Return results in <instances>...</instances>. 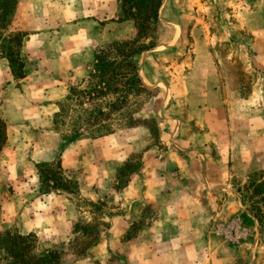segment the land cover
I'll list each match as a JSON object with an SVG mask.
<instances>
[{
	"label": "rangeland",
	"instance_id": "374dc122",
	"mask_svg": "<svg viewBox=\"0 0 264 264\" xmlns=\"http://www.w3.org/2000/svg\"><path fill=\"white\" fill-rule=\"evenodd\" d=\"M18 2L3 0L0 5V64H5L4 70L11 68V79L7 82L9 74L6 75L5 86H0V233H33L38 253L61 252L63 264H97L100 255L94 249L109 239L114 228H120V238L126 240L143 227V209L149 207L143 205L138 191L143 188L146 162L157 159L165 163L169 152L177 149L175 144L182 146L181 141H185L189 111L187 106L173 105L172 86L179 84L173 81L175 70H182L179 82L184 83L187 73L203 57L207 37L214 40L210 49L216 51L220 68H239L248 88L257 77L264 78L262 54L253 43L256 32L262 29L264 33V0H163L159 22L146 35L139 34L133 20L124 18L118 0L113 22H101L105 33H100L98 40L93 38L97 40L93 52L113 42L145 46L147 49L137 56V61L147 89L130 97L129 105L115 114L110 123L115 132L97 137H76L69 117L61 121L56 118L59 103L70 88L90 74L94 57L85 74L67 75L66 81L61 75L36 74L43 67L61 71L63 59L59 56L63 49L72 54L70 57L81 55L82 44L76 42L79 33L52 27V33L59 38L52 37L54 57L49 63H44V58L23 55L20 39L29 33L13 25ZM56 13L54 18L67 14L61 10ZM72 13L79 14L77 10ZM68 36L74 43L62 40ZM39 50L41 55L48 53L43 47ZM220 54L230 55L229 62H223ZM20 60L25 65L22 72ZM204 62L207 64L205 59ZM29 70L32 76H28ZM25 77L32 78V82L23 88ZM51 83L46 90H51L52 99L46 101L37 88L47 84L50 87ZM9 88L15 92H3ZM53 103L54 107L48 106ZM39 109L44 111L43 119L37 118ZM46 163L61 164L65 176L74 182L71 190H44L39 167ZM262 173L264 170L250 174L243 183L235 182L244 211L225 230L230 240L251 252L253 261L238 259L236 264H264ZM136 182L140 187L134 188ZM230 226L238 232L231 233ZM4 256L5 250L0 249V264H10Z\"/></svg>",
	"mask_w": 264,
	"mask_h": 264
},
{
	"label": "crops",
	"instance_id": "0c3cea01",
	"mask_svg": "<svg viewBox=\"0 0 264 264\" xmlns=\"http://www.w3.org/2000/svg\"><path fill=\"white\" fill-rule=\"evenodd\" d=\"M117 2L19 0L13 25L29 33L21 47L23 55L44 58V63H49L54 57L51 49L56 35L52 33V27H66L69 32L79 33L76 42L82 44L81 55L70 57L72 54L63 49L59 56L63 59L61 71H47L43 67L36 74L61 75L64 81L67 75L85 74L87 64L94 57L93 43L106 30L101 22H113ZM56 10L67 14L61 13L54 18ZM76 10L79 14L72 13ZM261 30L254 34L253 43L261 51L260 61L264 67V33ZM62 40L74 43L69 36ZM212 41L211 38L204 39L207 46L201 54L203 57H199L187 73L184 83L179 82L181 69L175 70L177 74L173 73V81L179 83L172 86L173 105L188 107L189 129L183 136L185 141H181L183 145L175 144L177 149L169 152L168 162L156 159L145 164L143 188L138 191L143 205L149 207L143 209V227L126 240L120 238L122 230L114 228L109 239L94 249L99 251L100 264H236L238 259L252 261L251 252L230 240L225 229L244 211L235 182L243 183L250 174L264 170V78L257 77L248 88L239 68L217 65L216 51L210 49ZM230 41L239 43L238 39ZM41 47L47 49V55H41ZM218 57L226 62L230 55ZM204 59L207 64L203 63ZM4 65L0 64V86L3 87L6 80L11 79V68L4 70ZM32 72L27 71L28 76ZM31 82L32 78L25 77L22 87ZM48 86L37 88L46 101L52 99L49 96L51 90H46L52 83ZM3 92L15 91L9 88ZM45 105L42 108L46 109ZM43 114L44 111L39 109L37 118L43 119ZM181 134L179 137L183 138ZM138 187L136 182L134 188Z\"/></svg>",
	"mask_w": 264,
	"mask_h": 264
},
{
	"label": "trees",
	"instance_id": "16d2710c",
	"mask_svg": "<svg viewBox=\"0 0 264 264\" xmlns=\"http://www.w3.org/2000/svg\"><path fill=\"white\" fill-rule=\"evenodd\" d=\"M120 3L124 18L133 20L141 35L148 34L159 22L163 0H120ZM24 37L19 38L20 47ZM146 49L145 46L133 47L128 42H113L98 48L88 77L73 85L67 97L59 103L57 121L69 117L76 129V137H97L115 132L116 128L110 124L115 114L129 105L130 97L139 96L147 89L137 61V56ZM19 67L21 72L24 71L22 61ZM13 72H16L15 68ZM132 120L137 122L135 118ZM39 171L46 191L71 190L74 185L63 173L60 163L41 164ZM0 249L5 250L4 259L8 257L10 264H63L61 252L38 253L37 237L33 233L1 232Z\"/></svg>",
	"mask_w": 264,
	"mask_h": 264
},
{
	"label": "built area",
	"instance_id": "2783aa9c",
	"mask_svg": "<svg viewBox=\"0 0 264 264\" xmlns=\"http://www.w3.org/2000/svg\"><path fill=\"white\" fill-rule=\"evenodd\" d=\"M229 228H231V233H232V231H237L238 232V230L236 229V227L235 226H230ZM229 237V236H228ZM230 238V237H229ZM233 239V238H232Z\"/></svg>",
	"mask_w": 264,
	"mask_h": 264
}]
</instances>
